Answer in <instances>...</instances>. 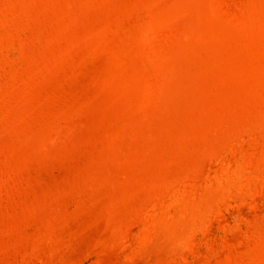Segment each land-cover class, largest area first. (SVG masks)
Segmentation results:
<instances>
[{"label": "rangeland", "instance_id": "rangeland-1", "mask_svg": "<svg viewBox=\"0 0 264 264\" xmlns=\"http://www.w3.org/2000/svg\"><path fill=\"white\" fill-rule=\"evenodd\" d=\"M0 264H264V0H0Z\"/></svg>", "mask_w": 264, "mask_h": 264}]
</instances>
